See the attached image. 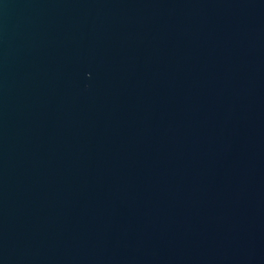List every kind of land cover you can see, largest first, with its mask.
Listing matches in <instances>:
<instances>
[{"label":"water","instance_id":"obj_1","mask_svg":"<svg viewBox=\"0 0 264 264\" xmlns=\"http://www.w3.org/2000/svg\"><path fill=\"white\" fill-rule=\"evenodd\" d=\"M0 264H264V0H0Z\"/></svg>","mask_w":264,"mask_h":264}]
</instances>
